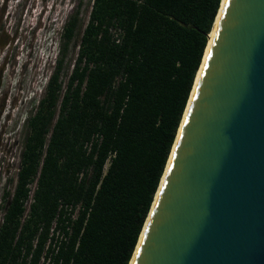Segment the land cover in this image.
<instances>
[{"label":"trees","instance_id":"16d2710c","mask_svg":"<svg viewBox=\"0 0 264 264\" xmlns=\"http://www.w3.org/2000/svg\"><path fill=\"white\" fill-rule=\"evenodd\" d=\"M219 3L91 0L82 26L66 17L1 193L0 264H128Z\"/></svg>","mask_w":264,"mask_h":264},{"label":"water","instance_id":"95a60500","mask_svg":"<svg viewBox=\"0 0 264 264\" xmlns=\"http://www.w3.org/2000/svg\"><path fill=\"white\" fill-rule=\"evenodd\" d=\"M219 6L128 264H264V0Z\"/></svg>","mask_w":264,"mask_h":264},{"label":"rangeland","instance_id":"374dc122","mask_svg":"<svg viewBox=\"0 0 264 264\" xmlns=\"http://www.w3.org/2000/svg\"><path fill=\"white\" fill-rule=\"evenodd\" d=\"M90 3L91 0H0V92L6 93L4 102L0 98V139L16 142L11 148L12 163L0 157V216L1 193L11 186L10 179L13 181L23 121L54 65L62 23L77 10L82 26ZM75 49H68L64 61L67 71Z\"/></svg>","mask_w":264,"mask_h":264},{"label":"flooded vegetation","instance_id":"af4514ba","mask_svg":"<svg viewBox=\"0 0 264 264\" xmlns=\"http://www.w3.org/2000/svg\"><path fill=\"white\" fill-rule=\"evenodd\" d=\"M6 95V93L5 92H0V98H2L3 99V102H4V96ZM2 102V103H3ZM0 113H1V111H0ZM0 127L2 128V125L0 124ZM1 132L2 131H0V136H1ZM13 144H15V146H16V142L15 141H13L12 143H9V141H6V140H3L2 141V139H0V157H3L4 158V161H5V163H12V149L11 148H13ZM20 145H21V141H20ZM14 146V147H15ZM19 150H20V147H19ZM18 158H19V153H18V156H17V159L13 162L14 163V167H13V171H14V175L12 176L13 177V181H12V179H10V184H11V186L9 187V188H12V186H13V183H14V180H15V176H16V171H17V168H18ZM0 219H1V216H0Z\"/></svg>","mask_w":264,"mask_h":264},{"label":"bare ground","instance_id":"6f19581e","mask_svg":"<svg viewBox=\"0 0 264 264\" xmlns=\"http://www.w3.org/2000/svg\"><path fill=\"white\" fill-rule=\"evenodd\" d=\"M221 3H222V0H221V2H220V5H221ZM219 7H220V6H219ZM218 11H219V8H218V10H217V13H216V16H215V19H214L213 25H212V27H211V29H210V33H209L208 40H207V43H206V46H205V50L207 49L208 41H209L210 35H211V33H212L213 29H214V26H215V23H216V19H217V16H218Z\"/></svg>","mask_w":264,"mask_h":264}]
</instances>
